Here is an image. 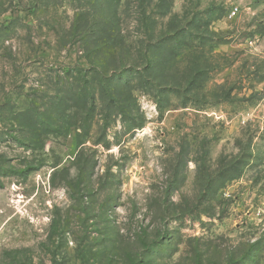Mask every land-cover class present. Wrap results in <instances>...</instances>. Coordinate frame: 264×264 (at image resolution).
Here are the masks:
<instances>
[{
	"label": "rangeland",
	"instance_id": "374dc122",
	"mask_svg": "<svg viewBox=\"0 0 264 264\" xmlns=\"http://www.w3.org/2000/svg\"><path fill=\"white\" fill-rule=\"evenodd\" d=\"M137 1L0 0V264H264V0Z\"/></svg>",
	"mask_w": 264,
	"mask_h": 264
},
{
	"label": "trees",
	"instance_id": "16d2710c",
	"mask_svg": "<svg viewBox=\"0 0 264 264\" xmlns=\"http://www.w3.org/2000/svg\"><path fill=\"white\" fill-rule=\"evenodd\" d=\"M118 1V0H117ZM171 1L172 0H157L156 3V9H161L164 8L165 5V9L159 13V15L161 16H166L169 13V9L171 6ZM113 5L116 3H112ZM151 5L149 0H138L137 1V7H136V19L135 22L141 23L142 20H148L150 19V16H146L147 14V9L148 7ZM167 4V6H166ZM115 12V11H114ZM116 13V12H115ZM148 17V18H147ZM152 24V23H151ZM117 34V32H115V28L112 27V22H110V20L106 21L105 23H101L99 27H96L95 32H93L92 34H90V36H92L93 38H95V40L100 41V36L102 35L103 37L108 36L111 37L113 40L115 39V34ZM120 33V32H118ZM119 40H120V49L124 50L126 53V57L125 59H123V61L119 62L117 66L113 67V71L112 72H116V76L119 77V74L123 73L124 71H121L122 66H124V64H127L128 68L133 67L134 65L137 64L138 60L136 59V57H134L131 53L134 50V48L127 44L126 41L124 40V37H120L118 36ZM144 59L147 60L148 64H153V58L151 56V51H149L145 56ZM125 60V61H124ZM118 70V71H117ZM119 72V73H117ZM114 75H110L109 77H107V86L106 88V94L108 95V101L110 103V106H112L113 108H118L119 104H121L123 101H121L120 99V91H119V83L118 80L116 79L117 77ZM91 99H92V105L95 106V94L91 95ZM101 98H98V100Z\"/></svg>",
	"mask_w": 264,
	"mask_h": 264
}]
</instances>
